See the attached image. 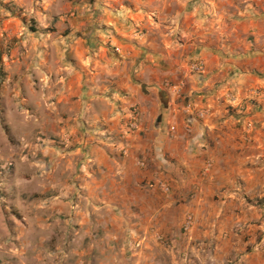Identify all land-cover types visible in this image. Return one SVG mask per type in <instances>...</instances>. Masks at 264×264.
<instances>
[{
  "label": "crops",
  "instance_id": "1",
  "mask_svg": "<svg viewBox=\"0 0 264 264\" xmlns=\"http://www.w3.org/2000/svg\"><path fill=\"white\" fill-rule=\"evenodd\" d=\"M63 1L39 225L87 264H264V0Z\"/></svg>",
  "mask_w": 264,
  "mask_h": 264
},
{
  "label": "rangeland",
  "instance_id": "2",
  "mask_svg": "<svg viewBox=\"0 0 264 264\" xmlns=\"http://www.w3.org/2000/svg\"><path fill=\"white\" fill-rule=\"evenodd\" d=\"M67 3L0 0V264H61L62 250L79 256L70 264H87L88 243L58 242L39 225L40 209L32 206L44 198L38 176L44 156L34 146L46 106L41 77L49 62L55 64L57 50L50 45L57 27L72 25Z\"/></svg>",
  "mask_w": 264,
  "mask_h": 264
},
{
  "label": "built area",
  "instance_id": "3",
  "mask_svg": "<svg viewBox=\"0 0 264 264\" xmlns=\"http://www.w3.org/2000/svg\"><path fill=\"white\" fill-rule=\"evenodd\" d=\"M115 50L117 51L118 49L115 48ZM192 69H193V71H195V72H202V71H203V65H202V63H201L200 61H196V62L193 63V65H192ZM165 86H167V87H171V85L168 84V83H165ZM174 91H175L176 93H179V92H180V88H179V87H175V88H174ZM230 100H231V101H234L235 99H234V97L231 96V97H230ZM206 114H207V111H206V110H199V111H196V115H197V117H199V118H203ZM139 164H140V165H144V162H143V161H139ZM190 223H191V216H187V217H186V220H185V223H184V225H183V230H184V231H187V230L189 229V227H190Z\"/></svg>",
  "mask_w": 264,
  "mask_h": 264
}]
</instances>
